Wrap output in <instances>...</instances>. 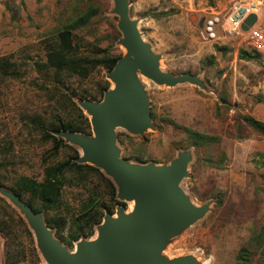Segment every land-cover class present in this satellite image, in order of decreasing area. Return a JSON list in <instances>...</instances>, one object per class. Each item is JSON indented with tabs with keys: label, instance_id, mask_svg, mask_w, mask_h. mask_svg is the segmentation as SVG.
<instances>
[{
	"label": "rangeland",
	"instance_id": "1",
	"mask_svg": "<svg viewBox=\"0 0 264 264\" xmlns=\"http://www.w3.org/2000/svg\"><path fill=\"white\" fill-rule=\"evenodd\" d=\"M89 1L43 0L39 3L38 0H0V57L14 56L22 61L24 55L43 48L46 40L44 33L65 20L75 6L84 7ZM95 1L102 6V13L91 31L83 33L85 49L93 48L87 45V41L94 48L106 47L119 31V20H115L118 17L113 13L114 0ZM130 1L133 3L131 17L140 20L144 38L152 44L156 53L163 56L162 70L176 76L182 72L192 73L199 76L207 87L206 90L190 84L176 88L161 87L141 76L151 108L157 111L160 119L172 118L182 126L222 137V148L230 158L228 169L216 170L198 164L197 155L191 149L190 177L183 181L182 187L196 205L211 202V211L174 239L165 255L171 259L194 255L209 264H234L253 227L264 225V167L257 164V154H264V136L244 124V139L241 140L236 128V122L245 114L264 122V63L241 60L237 48H230V52L223 54L218 52L217 46L200 41L197 22L212 0ZM171 11L176 13L162 18L153 17L156 13ZM116 53L126 54L119 41L116 42ZM213 55L217 58V65L204 68L202 62ZM107 73L93 75L88 81L89 86H94L93 82L103 78L107 80ZM223 94L228 95L232 110L223 118H218L216 109L218 104H224L220 100ZM0 97L3 101L0 130L7 128L14 143L13 154L7 158L10 164L2 172L7 179L5 182L11 185L19 176L43 181L44 162H52L47 158L48 147L39 141L37 135L21 126L20 117L26 112L44 109L50 103L48 97L28 83L3 76H0ZM159 123L160 126L154 124L155 129L138 141L146 138L148 154L158 164H170L166 156L173 154L172 143L185 140L186 134L162 119ZM118 133L129 134L125 130H118ZM120 147L124 156L125 150ZM178 155L176 152L175 158ZM215 191H225L229 203L234 205L230 221L222 218L224 209L217 206L216 200L209 199V194ZM86 196L88 192L84 185L76 182L69 184L64 188L63 206L51 213L67 219L65 237L68 240L75 231L74 221ZM123 205L128 211L134 206L133 203ZM20 217L19 211L0 194V264H33L35 261L31 238ZM96 236L97 229L92 237L83 239L92 240ZM33 238L35 240L34 234ZM76 244L71 251L76 249ZM39 264L47 263L41 257Z\"/></svg>",
	"mask_w": 264,
	"mask_h": 264
},
{
	"label": "trees",
	"instance_id": "2",
	"mask_svg": "<svg viewBox=\"0 0 264 264\" xmlns=\"http://www.w3.org/2000/svg\"><path fill=\"white\" fill-rule=\"evenodd\" d=\"M42 1L38 0L39 3ZM76 1L79 3L81 0ZM101 13L102 6L95 0H90L84 7L75 6L69 11L65 20L44 33L46 40L43 48L24 55L22 61L14 56L0 57V76L28 83L48 97L50 103L44 109L24 113L20 121L23 128L37 135L39 141L48 147L47 158L52 161L44 162L43 181L19 176L11 185L7 184L2 172L7 170L10 164L7 158L13 154L14 143L8 129L3 127L0 130V186L14 191L36 212L44 211L48 225L70 249L83 238L88 239L95 234L97 226L104 220L106 211L114 214L117 206L124 204L117 198L118 189L114 182L100 169L77 163L76 160L81 156L79 149L66 144L63 139L55 135L62 130L91 135L90 119L78 102L87 99L100 102L111 88V83L104 78L93 82L92 87L89 86L88 81L95 74L101 75L104 71L109 72L114 69L123 56L122 53H116V42L122 38V34L117 30V37L104 48H94L93 44L87 41V45L93 48L85 49L82 43L86 40L83 33L91 31ZM132 13L130 9V14ZM175 13L176 11L160 12L153 17L162 18ZM145 14L149 15V13ZM115 20L119 19L115 18ZM217 49L223 54L231 51L229 47L217 46ZM239 57L247 62L264 63V54L253 50L241 49ZM202 64L204 68L215 67L217 58L213 55L206 58ZM183 73L186 72L180 75ZM220 100L224 104L217 105L216 116L223 118L224 114L232 110V105L227 94L221 95ZM2 106L3 101L0 97V109ZM151 112L156 126H160L159 122L162 119L186 134L185 140L172 143L173 154L169 153L166 156L169 163L175 159L176 152L180 154L183 150L193 149L198 164L221 171L228 169L230 158L227 151L222 148V137L182 126L172 118L160 119L154 108H151ZM244 124L264 136V122L245 114L236 122L239 139H244L242 135ZM118 136L119 144L125 150L123 156L125 159L140 164L159 163L148 154L146 138L139 142L140 137L130 134L118 133ZM257 164L264 167V154H257ZM192 168L196 170L195 165ZM74 182L84 185L88 196L80 204L78 216L74 221L75 231L68 240L65 237L68 229L67 219L58 214L53 216L51 213L61 209L64 204V188ZM227 196L225 191H215L209 194V199L216 200L217 206L224 209L222 218L230 221L234 205L229 203ZM20 221L26 226L31 238L35 256L33 264H39L41 256L35 246L33 233L23 217H20ZM234 264H264V225L253 227L250 238L241 246Z\"/></svg>",
	"mask_w": 264,
	"mask_h": 264
},
{
	"label": "water",
	"instance_id": "3",
	"mask_svg": "<svg viewBox=\"0 0 264 264\" xmlns=\"http://www.w3.org/2000/svg\"><path fill=\"white\" fill-rule=\"evenodd\" d=\"M114 4L113 13L119 18L118 29L122 34L119 44L126 54L107 73L106 78L113 86L104 99L78 102L90 119L92 134L62 130L55 135L79 149L81 156L77 163L92 165L109 177L118 189V200L133 203L132 210L120 204L116 214L107 211L96 228V238L80 240L71 251L48 225L43 211L36 212L5 187L0 186V194L26 220L47 264H202L194 255L173 259L165 255L174 239L211 211V202L196 205L182 187L183 181L190 177L193 152L182 151L170 164L135 163L122 156L118 130L145 137L155 129L150 97L141 76L161 87L184 84L202 90L207 87L192 73L176 76L164 72L163 56L144 38L140 21L131 17L130 0H114ZM256 19L255 15L250 16L243 29L248 31ZM203 23L204 18L199 21L200 28Z\"/></svg>",
	"mask_w": 264,
	"mask_h": 264
},
{
	"label": "built area",
	"instance_id": "4",
	"mask_svg": "<svg viewBox=\"0 0 264 264\" xmlns=\"http://www.w3.org/2000/svg\"><path fill=\"white\" fill-rule=\"evenodd\" d=\"M252 15L256 22L245 31ZM202 18L203 27L197 22V32L203 43L264 54V0H213Z\"/></svg>",
	"mask_w": 264,
	"mask_h": 264
},
{
	"label": "crops",
	"instance_id": "5",
	"mask_svg": "<svg viewBox=\"0 0 264 264\" xmlns=\"http://www.w3.org/2000/svg\"><path fill=\"white\" fill-rule=\"evenodd\" d=\"M131 2V1H130ZM130 9H132V11H133V3L131 2V8ZM135 19V18H134ZM139 20V19H138ZM140 21V20H139Z\"/></svg>",
	"mask_w": 264,
	"mask_h": 264
},
{
	"label": "bare ground",
	"instance_id": "6",
	"mask_svg": "<svg viewBox=\"0 0 264 264\" xmlns=\"http://www.w3.org/2000/svg\"><path fill=\"white\" fill-rule=\"evenodd\" d=\"M202 264H209V262L207 263V262H203V261H202Z\"/></svg>",
	"mask_w": 264,
	"mask_h": 264
}]
</instances>
